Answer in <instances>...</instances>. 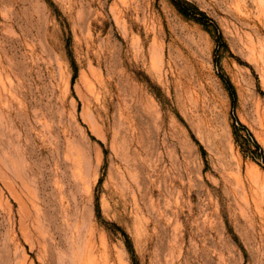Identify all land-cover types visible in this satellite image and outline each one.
<instances>
[{"label":"rangeland","instance_id":"rangeland-1","mask_svg":"<svg viewBox=\"0 0 264 264\" xmlns=\"http://www.w3.org/2000/svg\"><path fill=\"white\" fill-rule=\"evenodd\" d=\"M0 81V264H264V0H0Z\"/></svg>","mask_w":264,"mask_h":264},{"label":"bare ground","instance_id":"bare-ground-1","mask_svg":"<svg viewBox=\"0 0 264 264\" xmlns=\"http://www.w3.org/2000/svg\"><path fill=\"white\" fill-rule=\"evenodd\" d=\"M126 10V9H125ZM7 40V39H6ZM24 53V52H23ZM10 73V72H9ZM4 75V74H3ZM11 75V74H10ZM8 76V75H7ZM12 76V75H11ZM7 78V77H6ZM5 78V79H6ZM17 78V77H16ZM2 79V78H1ZM10 80V79H9ZM11 81H13V80H11ZM1 82V81H0ZM18 82V81H17ZM10 83V82H9ZM3 85V87H5L4 86V84H2ZM10 86V85H9ZM2 87V88H3ZM4 89V88H3ZM18 89V88H17ZM10 90V89H9ZM16 94L18 95L19 94V92H18V90H17V92H16ZM15 94V95H16ZM20 96V95H19ZM0 98H1V102L2 103H4V105L5 106H7V107H14V103H13V99H11V97H10V94L9 93H7V94H5V92L3 91V90H1L0 91ZM121 101L122 100H120L119 102H118V106L120 107V109L122 110V109H124L123 108V106H122V103H121ZM35 110H37V109H35ZM34 110V111H35ZM121 118V117H120ZM121 121H123V119L121 118L120 119ZM117 128V127H116ZM136 130V129H135ZM38 137V136H37ZM54 149V148H53ZM33 160V159H32ZM14 175V174H13ZM138 187V186H137ZM131 195V194H130ZM139 195H137V197H138ZM37 197V196H36ZM34 199V198H33ZM37 199V198H36ZM139 199V198H138ZM33 203H35V202H33ZM35 206V205H34ZM182 217V216H181ZM38 218V217H37ZM14 220V219H13ZM15 221V220H14ZM13 221V222H14ZM25 221V220H24ZM40 222V221H39ZM41 223V222H40ZM44 236H45V234H44ZM72 237V236H71ZM75 238V237H74ZM88 245V244H87ZM86 245V246H87ZM46 246V245H45ZM78 251V250H77ZM75 254V253H74ZM84 254V253H83ZM73 260H74V262H75V264H83V261H82V259H81V256H79V255H75L74 256V258H73ZM73 262V261H72ZM96 263H98V262H96Z\"/></svg>","mask_w":264,"mask_h":264},{"label":"trees","instance_id":"trees-1","mask_svg":"<svg viewBox=\"0 0 264 264\" xmlns=\"http://www.w3.org/2000/svg\"><path fill=\"white\" fill-rule=\"evenodd\" d=\"M184 12V11H183ZM186 12V11H185ZM233 87H232V85H231V92L234 94V91H233V89H232Z\"/></svg>","mask_w":264,"mask_h":264}]
</instances>
